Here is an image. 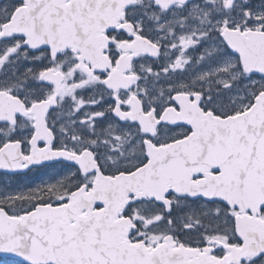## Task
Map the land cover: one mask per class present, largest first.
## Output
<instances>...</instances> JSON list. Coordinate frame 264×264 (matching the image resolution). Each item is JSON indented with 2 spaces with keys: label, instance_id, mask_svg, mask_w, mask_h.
<instances>
[{
  "label": "snow or ice",
  "instance_id": "6c2138e0",
  "mask_svg": "<svg viewBox=\"0 0 264 264\" xmlns=\"http://www.w3.org/2000/svg\"><path fill=\"white\" fill-rule=\"evenodd\" d=\"M0 258L264 264V0H0Z\"/></svg>",
  "mask_w": 264,
  "mask_h": 264
},
{
  "label": "trees",
  "instance_id": "16d2710c",
  "mask_svg": "<svg viewBox=\"0 0 264 264\" xmlns=\"http://www.w3.org/2000/svg\"><path fill=\"white\" fill-rule=\"evenodd\" d=\"M32 178H33V181L36 182V179L34 178L33 175H32ZM0 264H5V260L3 258H0ZM9 264H10V262H9Z\"/></svg>",
  "mask_w": 264,
  "mask_h": 264
},
{
  "label": "flooded vegetation",
  "instance_id": "af4514ba",
  "mask_svg": "<svg viewBox=\"0 0 264 264\" xmlns=\"http://www.w3.org/2000/svg\"><path fill=\"white\" fill-rule=\"evenodd\" d=\"M34 176V178L36 179V182H38V179H39V176H40V173H33L32 174Z\"/></svg>",
  "mask_w": 264,
  "mask_h": 264
}]
</instances>
